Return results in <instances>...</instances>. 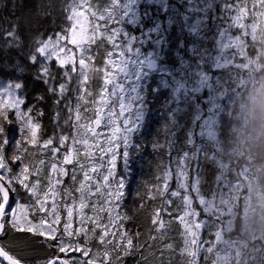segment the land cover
<instances>
[{"label": "snow or ice", "instance_id": "1", "mask_svg": "<svg viewBox=\"0 0 264 264\" xmlns=\"http://www.w3.org/2000/svg\"><path fill=\"white\" fill-rule=\"evenodd\" d=\"M122 2L106 0L94 8L88 0H73L66 15V26L50 35L35 37L30 45L27 59L38 65L36 78L53 97L58 108L56 119H60L61 111H66L63 123L56 126L57 133L41 141L37 117L43 115L42 110L35 104L22 109L25 100L14 91L0 92V137H4L0 141V237L10 232L27 234L23 237L25 244L39 239L57 253L45 264H123L126 257L133 255L140 256L137 264H141L146 259L140 251L142 245L134 242L133 235L125 228L128 217L119 211L125 195L126 174L130 173L133 163V150L138 151L140 147L134 143V137L145 127L147 116V101L142 97L147 78H141L137 70L141 61L133 56L134 49H130L124 33L118 31ZM261 4L264 0H220L215 15L232 34L228 48H235L234 37L246 28L244 21L249 16V6L254 15L264 16V12L256 11ZM85 5L87 15L80 11ZM0 40L3 41L0 51L22 47L18 28L0 29ZM94 45L105 47L101 67L92 63ZM53 63L58 71H53ZM225 64L228 68V58ZM93 78L99 81L95 92L90 88ZM223 79L224 73L220 82H213L208 105L212 94L222 87ZM21 88V84L14 85V89ZM44 99V95L36 98L37 102ZM10 110H14L15 120L9 119ZM171 120L178 130L180 125L175 115ZM5 121L18 122L21 131L18 154L10 158L4 152L8 144ZM175 135V131L168 130L165 143L157 139L151 145L154 150L166 147L175 169L166 167L146 194L152 200L161 198L160 208L154 209L151 216V224L161 238L162 230L166 229L162 213L171 215L167 206L173 204V198L180 200L176 208L183 228L182 264H196L203 251L200 245L208 243L201 240V229L209 224L197 219L201 212L193 206L191 193H195L200 208L208 216L215 192L206 199L201 194L198 178L189 185L188 168L199 157L200 149L194 143L192 131H188L186 143L192 146L191 152L171 156ZM25 144L38 146L50 158L47 171L45 159L35 165L24 161V154L29 151ZM9 160L19 162L18 172H13ZM173 175L176 189L170 190ZM65 177L71 185L62 187ZM17 186L28 194V203H10L11 197L18 195ZM74 223L79 225L75 229ZM89 237L97 239L103 250L97 247L93 251L88 246ZM172 248V244H167L161 249L160 264H167L163 252ZM0 259L6 264H25L21 251L11 242L0 241Z\"/></svg>", "mask_w": 264, "mask_h": 264}, {"label": "trees", "instance_id": "2", "mask_svg": "<svg viewBox=\"0 0 264 264\" xmlns=\"http://www.w3.org/2000/svg\"><path fill=\"white\" fill-rule=\"evenodd\" d=\"M143 1L145 6L138 10L139 18L134 22L121 16L120 19L127 31L125 38L132 36V49L141 47L143 56L153 53L159 66L157 72L144 77L147 78L142 93L147 101L145 127L134 137V143L140 147L138 151L133 150V163L130 173L126 174L125 195L119 211L128 217L125 228L133 235L134 242L142 245L140 251L146 259L141 264H160L161 249L167 244L173 245L171 250L163 252L167 264H182L180 249L183 247V228L176 208L180 200L173 198V204L167 206L171 215L162 213L166 229L162 230L164 235L161 238L151 224V216L154 209L160 208L162 201L159 197L152 200L146 193L148 188L158 182L157 178L166 167L173 171L175 169L170 163L167 148L154 150L151 147L153 141L158 139L163 144L168 130L175 131L176 144L171 156H176L178 152H191L192 146L187 145L186 137L187 132L192 131L200 153L188 168V183L191 185L198 178L201 194L206 199L210 198L212 191L215 192L214 204L208 216L200 208L195 193H191L193 206L201 212L198 220H206L209 224L201 229L200 238L208 243L200 245L203 251L199 253L196 264H215L219 259L221 236L231 240L245 239L251 246L262 243V240L252 241L245 235L244 209L249 189L239 191V186L241 183L247 186L243 175L247 167L252 175V185L264 194V83L253 84L255 94L252 101L246 98V91L239 84L240 80L250 76L264 77V21L260 37H252L250 24L259 21L249 6L250 14L246 21L249 32L243 37L241 50L234 52L233 62L228 68L218 67L220 38L226 27L215 15L220 0H208L206 5L200 4L199 9L195 10H189L188 6L192 4L190 0H163L161 3L156 0L152 4L149 3L151 0ZM105 2L88 1L94 8ZM72 3L73 0H0V29L18 28L22 43L20 48L0 51V81L22 85L20 95L25 100V110L34 104L42 110L43 115L37 117L41 124L38 132L41 141L59 131L56 126L63 123L66 111H61L60 119H56L58 108L54 105L53 97L47 93L46 86L36 78L38 65L29 62L27 53L35 37L50 35L66 26V15ZM83 8L86 9L87 5ZM2 44L0 40V46ZM104 51L103 45L93 46L92 63L96 67L102 66ZM5 64L8 67H4ZM245 64L248 68L243 67ZM261 64L263 67L260 69L258 66ZM52 69L58 71L55 63ZM222 73V87L212 94L211 104L208 105V94L212 92L213 82H220ZM202 79L204 85H201ZM98 83L95 78L90 82L93 92ZM260 85L262 88L258 92L256 90ZM40 95H44L45 99L37 102L36 98ZM173 115L180 125L178 130L173 127ZM8 116L15 120L13 110L8 112ZM209 119L213 133L206 137L203 132L205 134V124ZM4 127L8 140L4 152L10 158L18 154L16 149L21 142L20 125L18 122L9 124L5 121ZM3 139L0 137V141ZM25 146L29 151L24 154V161L35 165L40 159H45L44 170L47 171L50 158L41 153L38 146ZM9 163L13 172L19 171V162L9 160ZM118 171H122V168L118 167ZM68 185H71V181L65 177L62 187ZM169 185L170 190L176 189L175 175ZM17 187L18 195L11 197V203H28V194ZM253 205L262 212L257 202L253 201ZM62 224L63 218L61 227ZM78 226L77 223L73 224L74 229ZM229 227L231 230L228 232ZM25 235L10 232L0 237V241L16 244L25 264H45L49 257L57 255L54 249L48 248L39 239L35 243L25 244ZM80 242L83 244V237ZM88 246L93 251L97 247L103 250L99 241L92 237H89ZM244 254L248 256L249 249ZM138 260L140 256L133 255L126 257L123 264H137ZM259 260L260 264H264L261 250L252 256L248 264H258Z\"/></svg>", "mask_w": 264, "mask_h": 264}, {"label": "rangeland", "instance_id": "3", "mask_svg": "<svg viewBox=\"0 0 264 264\" xmlns=\"http://www.w3.org/2000/svg\"><path fill=\"white\" fill-rule=\"evenodd\" d=\"M89 1V0H88ZM156 0L149 1L150 4L154 3ZM163 0H158L159 3H161ZM191 5L188 6L189 10L191 9H199L200 4L206 5L208 0H190ZM145 2L143 0H123L121 4L122 9V15L121 17L123 19H128L130 22H134L138 16V10L144 8ZM263 4H261V7L256 9L257 12H264ZM80 11H84L87 15L86 9L81 8ZM250 14V10H249ZM249 17V16H248ZM248 17L245 19V24L247 25L246 21ZM258 23L253 22L250 24V34L254 38L260 37V31L261 26L264 21V16H259ZM121 20V19H120ZM122 22V21H121ZM248 25L246 28L240 32L237 37H234V43L235 48H228V44L232 39V34L228 31L227 27H224L221 33V40L219 45V52H218V65L227 66L225 64V61L228 58V65L233 62V56L234 52L240 51L242 48V43L244 41V36L248 34ZM118 31H121L124 33V35H127V31L125 27L120 25V28ZM126 40L128 42V45L130 49H132L133 39L132 36H127ZM133 56L136 57L137 60H140L141 63L137 66L138 73L141 74V78L143 79L145 75L155 73L158 71V69L154 72H151L147 69V56H143L142 54V48L139 47L136 50L132 52ZM152 55V59L157 60L155 55L153 53H149ZM244 68H248V65L245 64L243 66ZM260 69L263 67V65L258 66ZM258 82H262V85L264 83V77H258L250 76L248 79H242L240 80V86L242 87L243 91L245 92L246 98L249 100H253L254 97V90L252 89L253 84H257ZM262 88L260 85L259 88H257L256 91L259 92V90ZM5 89L14 91V94L16 96L20 95V89H14V85L10 83H6L4 81H0V92H3ZM251 89V90H248ZM21 108L24 109L23 105H21ZM14 111V110H13ZM211 120L209 119L207 123L205 124V134L203 132V135L206 137H209L213 133V128L210 126ZM249 168H245L243 171V175L245 177V181L247 186L243 183L239 186V191L244 190L245 188L249 189V193L246 196V205H245V224H244V231L245 235L252 241L254 240H262V243L256 244L255 246H251L248 241L245 239L241 240H231L229 238H225L224 236H221L219 239L220 247H219V259L215 264H248L251 260L252 256L255 255V253L259 250L262 251L263 258H264V194L263 192L259 191L258 189H255L252 185V175H250ZM250 176V177H249ZM258 190V191H257ZM253 201L257 202V204L261 207L262 212L258 211L256 207L253 205ZM20 204V203H19ZM91 214V213H90ZM31 218V217H30ZM198 219V218H197ZM231 230V227L227 228V231L229 232ZM231 240V241H230ZM249 249V255L245 256L244 252ZM257 264V263H255ZM258 264H260V260L258 261Z\"/></svg>", "mask_w": 264, "mask_h": 264}, {"label": "water", "instance_id": "4", "mask_svg": "<svg viewBox=\"0 0 264 264\" xmlns=\"http://www.w3.org/2000/svg\"><path fill=\"white\" fill-rule=\"evenodd\" d=\"M158 66H159L158 62L156 60L152 59V55L149 54L147 56V69L151 72H154L158 69ZM11 202H12V198L10 200V203ZM4 263L6 264V262H4Z\"/></svg>", "mask_w": 264, "mask_h": 264}, {"label": "built area", "instance_id": "5", "mask_svg": "<svg viewBox=\"0 0 264 264\" xmlns=\"http://www.w3.org/2000/svg\"><path fill=\"white\" fill-rule=\"evenodd\" d=\"M257 7H258V8H260V7H261V5H258ZM0 264H3V263L0 261Z\"/></svg>", "mask_w": 264, "mask_h": 264}, {"label": "clouds", "instance_id": "6", "mask_svg": "<svg viewBox=\"0 0 264 264\" xmlns=\"http://www.w3.org/2000/svg\"><path fill=\"white\" fill-rule=\"evenodd\" d=\"M2 262V261H1ZM3 263V262H2ZM3 264H5V263H3Z\"/></svg>", "mask_w": 264, "mask_h": 264}]
</instances>
